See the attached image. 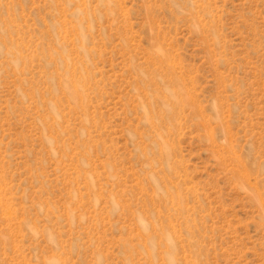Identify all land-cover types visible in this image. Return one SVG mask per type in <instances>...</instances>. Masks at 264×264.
<instances>
[{
	"label": "rangeland",
	"instance_id": "rangeland-1",
	"mask_svg": "<svg viewBox=\"0 0 264 264\" xmlns=\"http://www.w3.org/2000/svg\"><path fill=\"white\" fill-rule=\"evenodd\" d=\"M0 264H264V0H0Z\"/></svg>",
	"mask_w": 264,
	"mask_h": 264
}]
</instances>
